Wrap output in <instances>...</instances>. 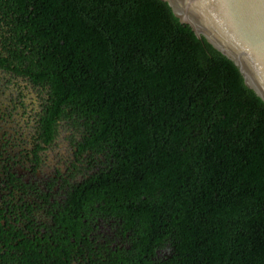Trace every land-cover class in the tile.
I'll return each mask as SVG.
<instances>
[{"label": "trees", "instance_id": "16d2710c", "mask_svg": "<svg viewBox=\"0 0 264 264\" xmlns=\"http://www.w3.org/2000/svg\"><path fill=\"white\" fill-rule=\"evenodd\" d=\"M0 62L94 166L0 264H264V101L168 3L0 0Z\"/></svg>", "mask_w": 264, "mask_h": 264}, {"label": "flooded vegetation", "instance_id": "af4514ba", "mask_svg": "<svg viewBox=\"0 0 264 264\" xmlns=\"http://www.w3.org/2000/svg\"><path fill=\"white\" fill-rule=\"evenodd\" d=\"M43 87L0 62V220L52 222L77 184L94 173L82 141L49 123ZM90 236L97 229L93 225ZM102 232L104 228L100 226Z\"/></svg>", "mask_w": 264, "mask_h": 264}, {"label": "water", "instance_id": "95a60500", "mask_svg": "<svg viewBox=\"0 0 264 264\" xmlns=\"http://www.w3.org/2000/svg\"><path fill=\"white\" fill-rule=\"evenodd\" d=\"M197 37L231 60L264 101V0H162Z\"/></svg>", "mask_w": 264, "mask_h": 264}]
</instances>
